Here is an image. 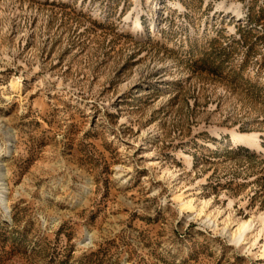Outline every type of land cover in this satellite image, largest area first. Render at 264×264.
<instances>
[{
  "label": "rangeland",
  "instance_id": "rangeland-1",
  "mask_svg": "<svg viewBox=\"0 0 264 264\" xmlns=\"http://www.w3.org/2000/svg\"><path fill=\"white\" fill-rule=\"evenodd\" d=\"M0 264H264V0H0Z\"/></svg>",
  "mask_w": 264,
  "mask_h": 264
},
{
  "label": "bare ground",
  "instance_id": "bare-ground-1",
  "mask_svg": "<svg viewBox=\"0 0 264 264\" xmlns=\"http://www.w3.org/2000/svg\"><path fill=\"white\" fill-rule=\"evenodd\" d=\"M218 132V131H217ZM230 137L232 141H239V142H249L252 140L257 141L258 137L256 133L251 134L250 136L242 133V132H237V131H231L230 132ZM182 209H189L192 207L191 200H186L185 202L181 203Z\"/></svg>",
  "mask_w": 264,
  "mask_h": 264
}]
</instances>
